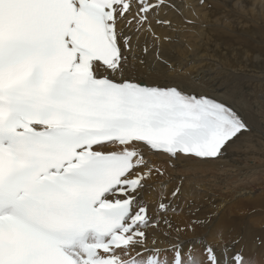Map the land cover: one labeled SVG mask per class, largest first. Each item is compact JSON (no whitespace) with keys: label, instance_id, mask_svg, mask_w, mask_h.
Instances as JSON below:
<instances>
[{"label":"bare ground","instance_id":"obj_1","mask_svg":"<svg viewBox=\"0 0 264 264\" xmlns=\"http://www.w3.org/2000/svg\"><path fill=\"white\" fill-rule=\"evenodd\" d=\"M108 24L119 62H91L94 76L208 95L232 106L243 123L212 159L152 152L140 142L99 148L135 152L127 178L139 184L126 197L148 211L132 246L111 250L112 263L157 257L153 264H174L177 252L180 264H208V254L214 264H264V207H247L242 198L264 197V100L256 83L264 80V0L118 1ZM211 59L223 71L211 74Z\"/></svg>","mask_w":264,"mask_h":264},{"label":"rangeland","instance_id":"obj_2","mask_svg":"<svg viewBox=\"0 0 264 264\" xmlns=\"http://www.w3.org/2000/svg\"><path fill=\"white\" fill-rule=\"evenodd\" d=\"M221 8L222 7H220V8H218V11L219 12H221ZM236 17H234V20H236V22L237 23H240V25H243V24H245V23H242V20L243 19H239V18H236ZM230 20H233V19H230ZM250 26H251V23L247 26L248 28H250ZM189 32H191V31H189ZM244 36H249L248 34H244ZM246 44H247V40H245L244 41ZM176 51V49H174V53H175V55H176V53H178V52H175ZM226 53H228L227 51L225 52V54ZM180 58H181V56H179ZM181 59H183V56H182V58ZM188 61V60H187ZM209 61H211V63H214V64H216V61L214 60V59H211V60H209ZM173 62V61H172ZM150 63H152V60H150ZM153 65H155V63H153ZM221 66H219V65H217L216 64V66L214 67V69L213 70H211L210 71V73L211 74H214L213 72L214 71H221L222 70V68H220ZM230 69V68H229ZM230 70H232V69H230ZM223 71V70H222ZM224 72H226V71H224ZM245 74H249V75H252L251 73H249V72H244ZM206 79L208 78V76H206L205 77ZM256 83L258 84V87H261L260 88V97H259V99L260 100H264V80H260V81H256ZM253 183H255V182H253ZM256 183H259V181H256ZM248 186V185H247ZM258 190H260V189H257V192H258ZM243 193H245V191H242ZM254 194V192L252 193V195ZM246 195V196H245ZM244 196L243 195H241V196H243L242 198L244 199V205L245 206H247V207H264V197H261L260 195H259V193H255L251 198H249V199H246L247 197H248V194H245ZM211 202H214V204H216V203H218V201L219 200H210ZM259 202H262V205L261 206H259ZM221 203V202H220ZM227 206H229L227 203L222 207L223 209H225ZM245 210H247V208H245ZM216 217V216H215ZM259 243V242H258ZM260 244V243H259ZM261 245V244H260ZM208 261V260H207ZM208 264H211V262H209L208 261ZM213 264H214V262H213ZM243 264H248V261H246V260H244L243 261Z\"/></svg>","mask_w":264,"mask_h":264}]
</instances>
